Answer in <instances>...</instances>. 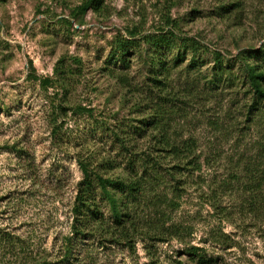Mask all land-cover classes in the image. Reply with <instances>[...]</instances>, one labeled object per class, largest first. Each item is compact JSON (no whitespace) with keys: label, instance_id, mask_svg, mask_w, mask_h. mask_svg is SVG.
I'll return each mask as SVG.
<instances>
[{"label":"rangeland","instance_id":"374dc122","mask_svg":"<svg viewBox=\"0 0 264 264\" xmlns=\"http://www.w3.org/2000/svg\"><path fill=\"white\" fill-rule=\"evenodd\" d=\"M86 1L0 0V264H203L193 247L204 264H264V102L244 72L264 68V0ZM167 18L199 52L117 51ZM190 140L187 159L170 157ZM81 163L138 172L140 197L115 194L138 233L79 238L65 259ZM96 192L105 235L115 217ZM172 224L180 235L161 234Z\"/></svg>","mask_w":264,"mask_h":264},{"label":"trees","instance_id":"16d2710c","mask_svg":"<svg viewBox=\"0 0 264 264\" xmlns=\"http://www.w3.org/2000/svg\"><path fill=\"white\" fill-rule=\"evenodd\" d=\"M102 2V0H87L81 7V10L87 11L89 8H93L95 11H99ZM166 25L167 27H170V29H163L157 34L143 35L140 31H138V29L129 31L127 33V39H122L121 41L117 42V51L121 54H124L125 52L129 51L130 47H138L140 45L138 41L140 40L154 48H160L162 46L170 48L174 46L177 41H180V44L185 47V49H188L193 53L200 51V43L190 38L181 37V35L177 31L178 25L174 20H172L171 18H167ZM262 56H264V54ZM216 57L217 67H222L220 55L217 54ZM244 72L247 74L251 88L255 92L257 100L256 102H259L258 104L263 103L264 68L260 69L255 66H251L249 62H246L244 64ZM60 73L62 74V71H60ZM164 144L168 145L169 143L166 141ZM195 146L196 144L191 140L185 143L182 147L170 145L168 154L173 159H187V156L196 148ZM80 166L83 174V179L77 186L76 195L74 197L73 206L71 208L72 217L74 218V223L73 225H71V234L73 235L72 237H68L66 240L67 247L65 248L66 250L64 258H71V255L73 253L72 247L75 242L79 241V238L88 237L89 239H99L100 241L105 243L115 242L116 244H121V242L123 241L125 245L131 246L133 237L130 234V230L127 229L126 224H129V228L134 230L133 233H138V229H135V225L129 219L130 213H127L128 211L125 209L126 204L122 207L123 211L119 212L115 194H127L130 198L137 199L143 193L142 183L140 181V178L142 179V177L138 175V172L133 175L135 169H131L132 173L129 174L128 178L123 179L119 176L116 178H104L103 176L94 175L92 172H90L87 164L81 163ZM173 171L174 168L169 171L171 177H174ZM258 180L264 182V172L261 174V176L258 177ZM96 188H99L101 190L102 195L109 202L115 217L114 226L109 231H105V235L101 234L98 228L93 224V222H98L101 224L104 222V219L99 218V211L96 203ZM164 216L165 219L169 217V215L165 214L163 215V217ZM118 229L120 230L119 236L115 237L114 234ZM173 230H175V232ZM180 232L182 231L179 228L176 229L172 224L169 227H165V229L162 230L161 234L171 237L174 234H176V236L180 235ZM162 242H166V239H163ZM192 255L198 258L200 263L204 264L205 262H207L204 261L205 259L203 256L198 254V248H192Z\"/></svg>","mask_w":264,"mask_h":264}]
</instances>
